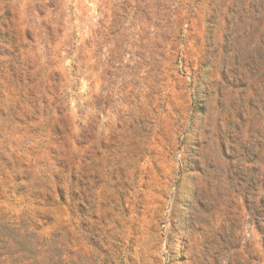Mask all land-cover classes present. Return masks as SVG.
I'll return each instance as SVG.
<instances>
[{
	"label": "clouds",
	"instance_id": "clouds-1",
	"mask_svg": "<svg viewBox=\"0 0 264 264\" xmlns=\"http://www.w3.org/2000/svg\"><path fill=\"white\" fill-rule=\"evenodd\" d=\"M46 4L47 0H28L25 7L31 10L35 18V9H46ZM18 7L15 0H0V13ZM213 7L219 10L217 15L222 23L218 27L223 32L222 41L217 43L215 62L221 75L225 69L231 74L232 78L229 80L226 77L223 84L235 95L230 105H222L207 117L197 118V114L203 111L201 105L207 99L205 89L202 86H189L190 81L186 79V104L182 115H175L169 109L165 117L163 109L158 108V115L151 117L153 123L147 126V131L139 127H136L134 134L127 131V126L145 110L151 111L158 104L167 108L165 95L171 87L167 81L160 80L161 73L148 71L156 62L162 63L160 58L153 54L149 57L153 63L147 68L143 67L135 57L131 60L127 58L136 51L128 42L135 41L139 33L147 35L144 43L154 48L156 44H165L161 34L172 35V43L177 44V51L183 55L194 43L188 40L193 18L199 19L201 16L202 5L195 0H145L144 3L140 0L101 3L98 0L92 6L83 33H77L81 36L77 43H82L83 37L91 35L89 28H101V23L118 21L116 26L120 27V34L113 43L123 42V47L118 49L122 54L129 49L115 70L118 78L117 75L104 76L102 69L94 73L90 66H85L59 93L49 97L47 106L36 107L37 98L32 101L36 111L25 106L24 110L29 116L39 113L35 124H29L20 112H15V115L20 116L24 123L16 122L9 108L14 110L19 103L17 93L20 89L9 87L7 72L5 79L0 81L4 90L2 107L9 113L0 120V152L7 157V161H0V186L12 184L13 178L19 174V183L24 184L29 192H51L55 183L53 177L67 175L75 168L80 179L85 181L83 187L80 180L73 183V189L80 193L81 204L87 205L85 219L93 213L106 219V214L112 212L113 202L117 199L114 186H122L124 180L133 186L134 190L128 196L130 214L123 215V209L119 214H114V220H120L124 227L116 228L114 220L106 225L100 224L99 220L92 221L101 229L100 252L92 254L89 264H113L114 261L115 264H131L133 257L141 264L145 260L148 264H181L186 260V251L189 252L188 264H209L202 248L207 229L201 231L191 224L169 225L174 202L184 209L185 217H190L194 209L202 207L201 201L217 193H225L226 200L237 202L244 197L257 202L264 199V187H261L264 185V166L255 174L247 166L244 167L246 178L251 177L248 183L255 181L257 191H246L239 179L232 175L236 171L232 161L240 156L243 146L264 145V0H215ZM122 9L126 11L122 12ZM139 9H146L147 12L140 13ZM46 11L57 21L63 19L69 32L80 24L79 19L69 23L73 16H79V6L73 4L72 0L63 3L57 0L56 10ZM135 17H140L139 21ZM113 43L97 56L101 64L103 57L113 48ZM15 47L0 42V52L4 49L13 52ZM31 47L29 45V49ZM64 50L67 52L68 48ZM75 55V52L70 53L73 58ZM0 59L15 63L10 56H0ZM125 64L130 67L125 68ZM103 66L107 67L106 64ZM81 79L87 84L83 90L80 89ZM212 79H216L215 72ZM158 90L161 91L153 97L152 93ZM145 94H148L146 99H137ZM39 95L47 94L40 92ZM98 101H101L99 107ZM103 101H109L108 108H105ZM214 102L220 103L219 100ZM188 105L194 106L196 112ZM57 110L63 115L58 116ZM101 112L115 113V117L108 115L106 121H100L98 117ZM49 122L63 129V139L58 143H49L43 133L44 126ZM116 123L124 124L120 130L123 133L121 150L98 156L105 125L114 130ZM30 129L37 131L33 133ZM82 140L88 143L76 148V143ZM157 145L159 147L154 154ZM209 148L218 151L219 158L228 163L223 167L218 165L209 155ZM64 160H68L67 170L63 166ZM9 161L11 168L7 167ZM25 162L29 167H20ZM153 165L157 171L161 166L166 169L161 176L168 185L166 191L161 193L162 203H158L155 209L145 210L148 223H143L135 207V189H138L140 181L134 182L133 174L138 173L142 179ZM121 169L125 173L123 176ZM29 173L34 174L25 181ZM113 176L115 180L111 179ZM229 178L231 183H228ZM232 189H236L235 194H232ZM33 200L39 212V207L45 201L39 197H33ZM69 208L81 213L85 211L84 207L74 204H69ZM133 222L142 225L135 239L134 251L127 230ZM63 231L59 242L51 236L45 238L42 233H33L31 229L0 231V264L66 262L68 258L56 251L68 245L72 239L67 236L66 227Z\"/></svg>",
	"mask_w": 264,
	"mask_h": 264
},
{
	"label": "rangeland",
	"instance_id": "rangeland-1",
	"mask_svg": "<svg viewBox=\"0 0 264 264\" xmlns=\"http://www.w3.org/2000/svg\"><path fill=\"white\" fill-rule=\"evenodd\" d=\"M15 2L20 7L0 13V42L16 45L13 52H9L8 49L0 52V56H10L15 61V63H6L5 60L0 59V81L5 79V72H7L9 87L20 89L17 93L19 103L15 105L14 110L9 108L16 122L24 123V120H27L29 124H35L39 113L37 116H29L24 110L25 106L31 111H36L39 105L47 106L49 97L54 93H59L65 84L70 79H74L76 73L85 66H90L94 73L102 69L104 76L117 75L118 78L115 70L119 68L121 59L129 51L125 49L122 54L118 49L123 47V42L113 43L120 34V27L116 26L118 21L108 24L97 21L101 23V28H89L91 35L83 37L82 43H77L81 40V36L77 33H83L92 13V6L98 0H72L73 4L79 6V16H73L69 23H74L79 19L80 24L71 32L68 31V25L63 19L57 21L46 11V9L56 10L57 0H47L46 9L36 8L35 18L32 17L31 10L25 7L28 0H15ZM60 2L63 3L65 0H60ZM99 2L108 3L110 0H99ZM140 2L144 3L145 0H140ZM195 2L202 5L201 16L199 19L193 18L192 27L188 30V40L194 43L183 55L177 51V44L172 43V35L161 34V39L165 40L167 45L166 49L165 44H156L154 48L149 47L144 43L147 35L139 33L136 34L135 41L128 42L136 48V51L127 58L131 60L135 57L143 67L147 68L153 63L149 57L155 54L162 63L156 62L152 68H148V71L161 73L160 80L167 81L171 85L165 95L168 107L164 108L163 105L158 104L157 107L151 108V111L145 110L137 120L127 126L129 133L134 134L136 127L147 131V126L153 123L151 117L158 115V108L163 109L162 114L165 117L169 109L175 115H182L186 104L184 83L186 79L190 81L189 86H202L207 93V99L201 105L203 111L197 114V118L207 117L210 112L218 110L222 105L232 103L235 92L223 84L226 77L229 80L232 78L231 74L225 69L224 74L221 75L219 65L215 62L217 43L223 39V32L218 27L222 23L217 15L219 10L213 7L215 0H195ZM73 11L75 12L76 9ZM121 11H126V9ZM139 12L146 13L147 10L139 9ZM135 19L139 21L140 17H135ZM66 36L70 39H66ZM176 39L179 40V37L177 36ZM110 43H113V48L108 51L107 56L103 57V64H101L97 61V56L103 54ZM29 45L32 46L31 49ZM66 47L67 52L64 50ZM71 52L76 53L74 58L70 56ZM90 61L91 64H89ZM104 64L107 67H104ZM127 67L130 65L125 64V68ZM213 72H215L216 79H212ZM86 87V81L81 79L80 89L83 90ZM159 91L161 90L152 93L153 97L158 95ZM40 92L47 95H39ZM147 95L137 97V99L144 100ZM33 98L38 99L36 107H33ZM3 100V84L0 83V120L9 114L2 107ZM215 100H219L220 103H215ZM100 103L101 101L97 102L98 107ZM103 104L105 108L109 107V101H103ZM188 107L196 112L194 106L188 105ZM15 112H20L24 120L16 116ZM56 114L63 115L59 110ZM108 115L115 117V113L101 112L98 119L106 121ZM123 128V123H116L114 130L109 129L107 124L105 125L104 138L100 140L101 151L97 153L98 156L104 153H118L121 150L123 133L120 130ZM29 131L35 133L37 129ZM43 133L49 143H58L63 139V129L55 123L46 124ZM87 143L88 141L82 140L77 142L75 147L80 148ZM158 147L157 145L153 150L154 154ZM208 152L218 165L223 167L228 163L219 158L218 151L209 148ZM0 161H7V157L2 152H0ZM38 164L39 162L37 166ZM232 165L236 169L232 175L239 179L240 185L246 191H257L255 181L248 183L251 177L246 178L244 167L247 166L253 174L260 171L261 166H264V145L243 146L240 156L233 159ZM63 166L67 170L68 160L63 161ZM7 167L11 168V161L8 162ZM20 167L27 168L29 165L25 162L20 164ZM161 173H166V169L161 166L157 171L153 165L142 179L138 173L133 174L134 182L140 181L138 189H135V207L143 223H148L145 210L155 209L158 203H162L161 193L166 191L168 182L163 179ZM33 174L29 173L25 181ZM120 174L121 176L125 174L123 169L120 170ZM20 179V175L17 174L12 184L6 187L0 186V231L31 229L33 233H42L45 238L51 236L59 242L66 227L67 236L72 237L68 241L70 246L65 245L56 250L60 255L68 258L62 264H89L92 254L100 252L99 233L101 229L97 224L92 223L93 220H99L100 224L106 225L114 220V214H119L121 209H123V215L130 214L128 196L134 189L126 180L123 181L122 186L119 184L114 186L117 199L113 202L112 212L106 214V219L100 218L96 213L85 219L87 205L86 203L81 204L80 193L73 189V183L76 180H80L81 187L85 181L80 179L75 168L67 175L53 177L55 183L52 185L53 191L51 192H29L24 184L19 183ZM111 179L115 180L116 177L113 176ZM231 182L229 178L228 183ZM235 193L236 189H232V194ZM33 197H39L45 201V204L39 207V212L36 211L37 203ZM69 204L84 207L85 211L81 213L74 208H69ZM201 204L202 207L194 209L190 217H185L184 209L174 202L169 225L191 224L201 231L207 229V238L202 248L209 264H264V199L257 202L244 197L237 202L226 200L225 193H217L205 198ZM114 223L118 229L124 227L120 220H114ZM141 228L142 225L134 222L127 228L130 233L129 243L133 251L135 250V239ZM188 255L189 252L186 251V260L181 264H188ZM131 264H141V261L133 257ZM143 264H148V261H143Z\"/></svg>",
	"mask_w": 264,
	"mask_h": 264
}]
</instances>
